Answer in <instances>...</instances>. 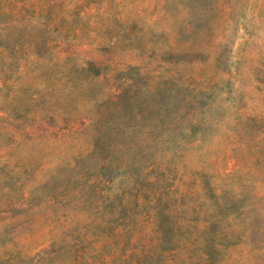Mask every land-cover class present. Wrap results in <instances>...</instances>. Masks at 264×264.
<instances>
[{"label": "rangeland", "instance_id": "374dc122", "mask_svg": "<svg viewBox=\"0 0 264 264\" xmlns=\"http://www.w3.org/2000/svg\"><path fill=\"white\" fill-rule=\"evenodd\" d=\"M0 264H264V0H0Z\"/></svg>", "mask_w": 264, "mask_h": 264}]
</instances>
